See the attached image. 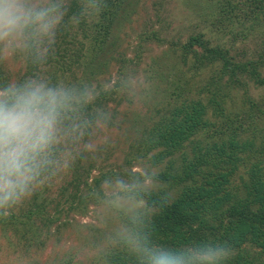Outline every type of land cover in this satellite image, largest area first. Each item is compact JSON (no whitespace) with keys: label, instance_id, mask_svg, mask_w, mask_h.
<instances>
[{"label":"trees","instance_id":"obj_1","mask_svg":"<svg viewBox=\"0 0 264 264\" xmlns=\"http://www.w3.org/2000/svg\"><path fill=\"white\" fill-rule=\"evenodd\" d=\"M208 1L211 23H244V39L251 32L264 35V0ZM85 2L70 0L64 6L52 42L44 38L39 45L20 48L27 77L36 76L43 65L58 67L64 80L76 77L77 68L87 67V76L90 72L92 76L104 77L114 61H119L120 76L127 75L125 70L130 69L133 60L123 50L117 52L121 39L117 30L133 14L137 0H103L98 18L84 17L81 9ZM152 35L157 40L161 38L156 32ZM173 46L178 60L172 65L175 71L164 72L165 94L158 117L145 124L136 146H132L134 158H148L153 166L162 165L153 178L160 185L147 194L134 190L136 200H144L147 210L129 219L128 231L134 235L133 241L157 250L186 249L209 239L226 242L232 251L227 264H264V136L254 132L244 137L248 132L244 126L232 124L243 113L253 119L254 109L263 110L247 96V110L240 105L235 118L224 116L231 92L247 89L249 82L264 87V48L256 52V58H247L234 54L233 47L212 41L204 32L194 33L182 43L173 42ZM179 61L183 66H177ZM184 67L193 73L192 77H188ZM0 70L4 78L0 85L9 84L2 64ZM204 73L209 74L208 81L196 90L195 79ZM98 83L100 93L84 109L90 121L82 137L84 142L91 136V125L105 120L108 101L118 102L114 97L119 90H105L104 84ZM117 83L123 86L124 81L119 79ZM213 117L224 120L218 124ZM254 148L262 153L261 158L249 169L247 180L242 178V186L232 191L229 184L245 160L244 152ZM79 168L78 162L70 187L65 186L60 196L52 198L40 188L7 213L0 211L1 227L24 244L36 243L44 234L50 236L52 226L58 224L64 212L65 191L69 193L71 187V210L86 213L90 198L86 194L91 196L98 190L103 178L92 180L91 168L78 170L84 174L82 177L77 173ZM132 240L126 242L123 252L109 255L110 264H142Z\"/></svg>","mask_w":264,"mask_h":264},{"label":"rangeland","instance_id":"obj_2","mask_svg":"<svg viewBox=\"0 0 264 264\" xmlns=\"http://www.w3.org/2000/svg\"><path fill=\"white\" fill-rule=\"evenodd\" d=\"M35 2L40 6H48L52 0ZM58 2L62 4L64 12V6L70 0ZM209 5L208 0H137L133 14L117 30L120 32L119 37L121 36L117 52L123 50L133 60L129 64L130 69L125 70L126 76H120L122 73L118 72L119 61H114L105 78L92 76L90 72H87V76L84 72L87 67L83 70L77 68V76L68 77L65 81L61 78L62 73L58 67L53 65H43L36 76L27 77L20 48L6 47L0 43V64L5 68V78L10 83L19 84L23 80L35 79L45 81L53 87L80 89L95 85L99 94L98 81H101L109 91H112L111 88L119 90L114 97L118 102L111 100L106 104L105 120L91 125L93 131L88 141L84 142L80 138L59 146L56 158L60 160V167L42 187L48 191V195L56 198L65 186L70 187L69 182L78 162L80 168L76 169L77 173L78 170L83 172L84 168H91L92 180L102 177L103 181L91 196L86 194L90 197L86 202V213L81 209L71 210V187L69 193L65 191L66 195L62 199L64 212L58 224L52 226L50 236L44 234L35 244H24L0 225V264H110V254L126 249V242L134 237L127 228L131 221L129 219L138 214L143 215L147 210L144 200H136L134 190L139 189L133 185L136 182H146V174L156 173L162 167L153 166L148 158H134L135 148L132 149V146H136V140L142 135L145 124L158 117V109H161L160 103L165 94L162 92L164 72L175 71L172 65L178 60L173 52V42L182 43L192 34L204 32L212 41H220L233 47L234 54L247 58H256V52L264 48L263 34L251 32L247 34V38H242L244 32L247 33V25L244 23H211L212 18L207 13ZM153 32L161 37L160 40L154 38ZM178 65L183 66V63L179 61ZM184 70L188 77L193 76L186 67ZM2 72L0 70V84L4 83ZM169 76L172 77V74ZM208 78V73L197 76L196 90L207 83ZM119 79L124 81L123 86L118 85ZM206 96L210 97V94ZM247 96L258 102L263 110L260 112L254 109L253 119L245 117L244 113L236 117L240 112V105H244L245 110L249 108ZM227 106L228 111L224 116L237 118L232 121L233 127L243 125L248 131L244 137H250L254 132L259 137L264 136V87H257L249 82L247 89L238 88L230 93ZM211 113L212 110L210 116ZM213 120L221 124L224 117H213ZM257 149H247L244 152L245 160L229 184L232 191L242 186V178L247 180L249 169L261 158L262 153ZM65 160L68 162L66 168ZM78 174L82 177L84 175ZM118 181L129 185L130 190L120 193L118 204H114L113 201L117 200L115 191ZM159 185L153 181L150 189H156Z\"/></svg>","mask_w":264,"mask_h":264},{"label":"clouds","instance_id":"obj_3","mask_svg":"<svg viewBox=\"0 0 264 264\" xmlns=\"http://www.w3.org/2000/svg\"><path fill=\"white\" fill-rule=\"evenodd\" d=\"M82 14L98 18L103 0H86ZM62 4L52 0L40 6L35 0H0V43L27 48L47 38L52 42L63 17ZM107 90V86H105ZM96 86L65 88L41 80L0 85V211L7 213L32 195L55 175L60 167L56 153L60 145L83 137L90 121L84 109L94 101ZM67 160L64 167H67ZM133 187L147 194L155 172ZM130 186L118 181L115 196ZM142 264H227L232 257L226 242L199 241L176 251L157 250L133 241Z\"/></svg>","mask_w":264,"mask_h":264}]
</instances>
